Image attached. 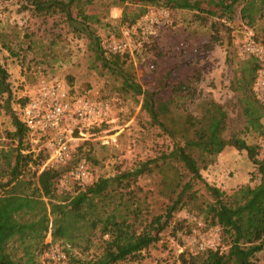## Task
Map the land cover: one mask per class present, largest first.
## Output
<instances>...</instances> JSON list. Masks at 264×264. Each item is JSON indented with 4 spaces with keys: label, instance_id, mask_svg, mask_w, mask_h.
<instances>
[{
    "label": "rangeland",
    "instance_id": "rangeland-1",
    "mask_svg": "<svg viewBox=\"0 0 264 264\" xmlns=\"http://www.w3.org/2000/svg\"><path fill=\"white\" fill-rule=\"evenodd\" d=\"M163 1L125 0L112 3L111 0H95L86 5V12L92 16L89 25L101 41L121 37L126 27L123 19L140 13H144L141 16L143 20L153 16L161 23V26L152 29V37L148 34L147 39H156V50L151 47L148 48L149 53L132 54V60L120 59V72H116V68L108 69L103 64L104 59L89 47L86 34L74 30L63 12L57 9L39 11L33 0H0V62L8 72L10 90L8 98L5 93L0 96V192L17 150V141L10 134L15 128L12 118L17 116L18 100L31 97L37 81L42 77L62 79L74 93H83L96 100L105 98L112 104L109 122L102 129L87 132L73 146L75 159L86 156L88 182L99 176H112L145 157L169 151L172 141L165 134L155 136L157 129L144 124L148 116L141 109V96L133 94L124 79L132 75L143 87H152L171 67L170 79L186 78L188 73L199 72L198 80L193 82L196 97L188 99L180 92L176 96L178 103H187L188 109L193 111L202 99H214L227 112L224 136L234 133L249 144H257L260 146L258 157L262 156L264 110L256 126L246 125L236 78L250 59L249 54L240 50L247 30L250 29L255 40L264 45V13H254L252 23L246 17L253 3L264 5V0H237L232 6L230 2L233 0H206V5L213 7L214 11L213 16L208 18L191 9L167 8ZM133 26L138 27L137 24ZM155 51L161 52L156 57V69L151 71L148 58ZM104 57L108 61L109 56L104 54ZM228 57L229 61L226 60ZM170 95V87L159 88L158 96L162 100ZM108 135L116 136V144L101 143V138ZM45 142V139L31 133H26L23 138V145L35 150L44 147ZM201 172L208 183L226 194L244 184L254 185L259 178L247 152L232 145H227ZM156 180V175L140 178L137 183L146 193L137 195L145 194L150 202L159 201ZM83 183L64 173L58 186L73 192ZM199 187L205 192L203 187ZM157 207L158 203H153L149 213L144 212L140 224L122 226L120 234L111 244L128 248L129 243L141 236L151 237L156 222L149 224L148 219L150 213L159 212ZM98 234L92 237L88 248L82 240L75 245L58 241L53 248L65 255L64 261L59 264H66L65 249L83 259L101 253L105 242ZM49 240L47 235L46 241ZM207 248L227 251V239L220 228L208 225L202 216L196 217L180 210L163 225L156 237L153 236L140 249L132 247L130 254L133 257L130 255L117 264H180V253H195ZM39 260L45 264L47 252ZM256 263L264 264V249L257 254Z\"/></svg>",
    "mask_w": 264,
    "mask_h": 264
},
{
    "label": "trees",
    "instance_id": "trees-1",
    "mask_svg": "<svg viewBox=\"0 0 264 264\" xmlns=\"http://www.w3.org/2000/svg\"><path fill=\"white\" fill-rule=\"evenodd\" d=\"M94 1L33 0V3L39 11L50 12L57 9L63 12L74 30L86 34L89 47L104 59L103 64L108 69L116 68V72H120V59L132 60V54L141 55L143 51L149 53L148 48L155 49L156 39H147L149 35L152 37V29L161 26V23L159 20L151 24H148V20L142 21L144 13L122 21L126 26H138L136 32L132 33V50L107 49V40L101 41L89 25L92 16L86 12V5ZM124 1L111 0L112 3ZM235 1L237 0L231 1L230 6ZM163 2L167 8L191 9L207 18L214 14L213 7L206 5V0ZM256 12L263 14L264 5L252 4L246 15L249 23H252ZM159 52L161 51L149 54L151 71L156 69ZM104 54L109 56L108 61ZM248 56L250 59L247 66L241 69L236 81L240 92L238 99L249 127L259 123L264 102L255 91L260 61L253 55ZM226 60L229 61V57ZM171 68L166 69L164 76L152 87H143L132 75L124 79L133 94L141 96V109L148 116L144 124L157 129L155 136L165 134L172 141L169 151L138 160L131 167L119 170L112 176H99L88 182L86 156L75 159L74 154L66 165H45V146L38 150L25 147L23 138L28 129L17 116H13L15 128L10 136L17 141V150L0 192V264H42L39 257L48 253L58 241L75 245L82 240L85 248H88L96 233L105 242L102 252L83 259L65 249L66 264H117L131 255L132 247L140 249L153 236L156 237L163 225L180 210L196 217L202 216L208 225L218 226L228 243L226 252L207 248L195 253H180V264H257V254L264 249V153L259 158L260 146L249 144L234 133L229 137L224 136L227 112L214 99H202L193 111L188 109L187 103H178L176 96L180 92L188 99L196 97L193 82L198 80L199 72L188 73L186 78L170 79ZM7 78L8 72L0 62V96L5 93L8 98L10 90ZM167 87H170L171 95L162 100L158 96L159 88ZM69 93L88 97L83 93H74L71 87ZM18 101L23 103L26 97H21ZM109 103L108 116L98 123L82 126L84 131L102 129L109 122L112 111V104L110 101ZM74 134H77V130ZM42 138L44 139L43 136ZM227 145L245 150L259 176L254 185L244 184L231 194L208 183L201 172ZM78 162H84L87 167L88 177L80 180L85 183L73 192L59 188L61 176ZM151 175H156L157 178L155 185L159 201L155 199L150 202L145 194L137 195L146 193L137 183L138 180ZM197 185L203 187L205 192L199 186L195 188ZM153 203H158L159 212L149 214L151 217L148 223L156 222L151 237L141 236L137 241L129 243L128 248L111 244L120 234L122 226L140 224L144 212L149 213ZM47 235L50 236L49 241H46Z\"/></svg>",
    "mask_w": 264,
    "mask_h": 264
},
{
    "label": "built area",
    "instance_id": "built-area-1",
    "mask_svg": "<svg viewBox=\"0 0 264 264\" xmlns=\"http://www.w3.org/2000/svg\"><path fill=\"white\" fill-rule=\"evenodd\" d=\"M145 18L142 20H148V24L158 21L153 16ZM136 30L137 27L126 26L121 37L106 41V48L111 51L132 50V33ZM240 50L257 57L260 61L255 88L258 97L264 102V45L257 42L253 32L248 29L241 42ZM18 104L17 117L28 129V133L38 135L40 138L43 136L46 140L47 158L44 164L50 167L66 165L73 156L74 143L87 133L82 126L102 121L108 116L110 110L109 101L70 95L69 86L65 81L44 77L37 81L35 93L31 97L27 96L23 103L18 101ZM75 130L77 134H74ZM115 142L114 135L101 138L102 144ZM67 173L79 180H85L88 177L84 162L72 165ZM64 259L63 253L57 248H51L47 253L45 264H59Z\"/></svg>",
    "mask_w": 264,
    "mask_h": 264
}]
</instances>
